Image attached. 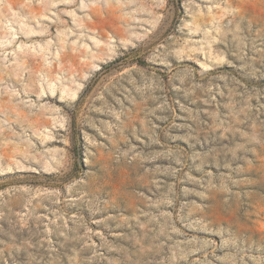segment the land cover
Segmentation results:
<instances>
[{"label": "rangeland", "instance_id": "374dc122", "mask_svg": "<svg viewBox=\"0 0 264 264\" xmlns=\"http://www.w3.org/2000/svg\"><path fill=\"white\" fill-rule=\"evenodd\" d=\"M0 264H264V0H0Z\"/></svg>", "mask_w": 264, "mask_h": 264}]
</instances>
